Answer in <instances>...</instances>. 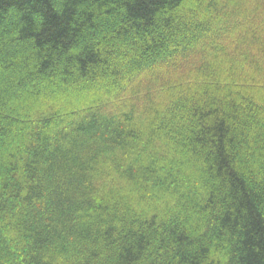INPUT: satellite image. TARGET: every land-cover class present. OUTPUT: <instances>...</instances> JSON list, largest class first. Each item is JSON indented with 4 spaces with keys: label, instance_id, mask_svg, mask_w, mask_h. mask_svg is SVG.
Returning <instances> with one entry per match:
<instances>
[{
    "label": "trees",
    "instance_id": "16d2710c",
    "mask_svg": "<svg viewBox=\"0 0 264 264\" xmlns=\"http://www.w3.org/2000/svg\"><path fill=\"white\" fill-rule=\"evenodd\" d=\"M0 264H264V0H0Z\"/></svg>",
    "mask_w": 264,
    "mask_h": 264
}]
</instances>
